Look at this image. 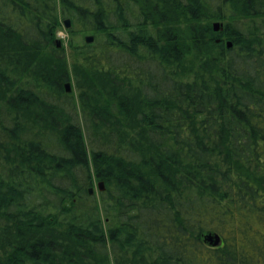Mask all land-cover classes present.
Segmentation results:
<instances>
[{"label": "trees", "instance_id": "obj_1", "mask_svg": "<svg viewBox=\"0 0 264 264\" xmlns=\"http://www.w3.org/2000/svg\"><path fill=\"white\" fill-rule=\"evenodd\" d=\"M0 264H264V0H0Z\"/></svg>", "mask_w": 264, "mask_h": 264}, {"label": "water", "instance_id": "obj_2", "mask_svg": "<svg viewBox=\"0 0 264 264\" xmlns=\"http://www.w3.org/2000/svg\"><path fill=\"white\" fill-rule=\"evenodd\" d=\"M63 26H64L65 29H69L70 28L71 21H70L69 18L63 19ZM212 26H213V30L214 31L220 30L222 28V24L219 21L213 22ZM54 41L56 43L57 48H60L61 47V40L58 37H56ZM84 41L87 44L93 42V35H90V34L89 35H85L84 36ZM230 45H231L230 42H227V46L229 47ZM63 88H64L66 93L71 92L72 88H71L70 81L64 82ZM98 188H99V190H103L104 189L102 181L98 182ZM88 192H89V194H93L94 193L93 187H89L88 188ZM202 240L205 243H207V244H209L211 246H216V245H218L221 242L220 236L217 233H211V232L204 233L202 235Z\"/></svg>", "mask_w": 264, "mask_h": 264}, {"label": "rangeland", "instance_id": "obj_3", "mask_svg": "<svg viewBox=\"0 0 264 264\" xmlns=\"http://www.w3.org/2000/svg\"><path fill=\"white\" fill-rule=\"evenodd\" d=\"M84 36L85 35H82V34H78L76 36H73L72 43L74 45L83 43L84 42ZM57 37L61 40V44L63 45V47L66 51V55L69 56L71 50L67 47L68 35H67L66 29L64 28V26L62 29H60L57 32ZM69 70H71L70 66H69ZM68 81H70V83H71V88H72L71 92L74 94V96L77 97L78 93H79V89L75 85V76L73 75L72 72L70 73V79ZM92 187L94 189L95 194H97L98 193V182H95Z\"/></svg>", "mask_w": 264, "mask_h": 264}]
</instances>
